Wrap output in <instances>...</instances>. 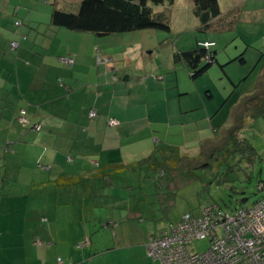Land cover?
Wrapping results in <instances>:
<instances>
[{"label": "rangeland", "instance_id": "rangeland-1", "mask_svg": "<svg viewBox=\"0 0 264 264\" xmlns=\"http://www.w3.org/2000/svg\"><path fill=\"white\" fill-rule=\"evenodd\" d=\"M13 1L11 4L9 0H0L1 95L8 94L14 86L15 89L18 87L15 85L18 68L22 74L23 94H27L33 84L36 88L42 87L43 83H47L46 88L48 83L52 86H63L72 77L83 82L87 78H95L99 67L102 71L107 66L119 71L121 78L125 72L130 74L131 80L136 83L142 78H152L155 82L149 83L156 85L150 84V88H158L161 92L155 94V97L166 95L170 100V107L172 104L174 106L171 111L162 112L160 115L154 113L150 117L151 120L162 122L158 129L160 136L155 138L164 144L167 154L176 158L185 152V149L179 147L185 144L194 145L192 141L199 143L203 139H218L221 130L229 129L232 126L231 115L235 103L257 91L264 76V0H219L220 9L225 14L237 6L234 8L233 17L229 16L223 21V32L201 29L193 5L188 0H180L176 6L170 8V13L165 14L170 31L145 29L106 36L53 27L50 22L51 15L45 14L35 0H23V3L20 0ZM39 2L45 5L48 3L52 12V4L56 0ZM58 7L66 12L76 13L80 1L59 0ZM240 7L244 10L242 16ZM18 8L19 11L14 12ZM154 9L158 13L161 8L155 6ZM7 12L8 17H5ZM234 20L236 24L231 28ZM33 23L37 27L31 31L29 27ZM207 40L213 43L211 50L216 52V61L208 71L193 80L188 66L184 62H177L175 55L197 49L198 45ZM13 42L19 44L18 51L11 49ZM239 56L244 58V63L238 59ZM65 58L74 59V65L71 67L63 62L62 59ZM145 88L142 86L144 93ZM15 91L18 92V89ZM46 92L40 91V94L45 98ZM7 98L3 100L0 97V115L4 112L3 118L7 120L8 132L12 131L11 135L14 136L8 141L13 144L10 153L16 152L13 150L14 143L23 142L25 145L24 149L21 143L18 146L21 157H26L28 162L21 173L33 172L30 161L40 157L45 148L48 151H65L62 149L64 145L74 141H68L69 136L74 133L69 129L73 127V122L79 124L84 111H64L65 106L61 105L62 111H52L53 115L49 119L53 124L50 127L47 121L49 111H34L36 116L33 114V120V111H30L27 120L31 124L26 127L18 120L20 101L9 95ZM45 100L39 99L34 103L25 101L22 107L27 109L26 104H31L33 109L34 105L44 104ZM156 104L158 102L150 103V106ZM159 109L165 111L159 106L152 111ZM134 112L146 111H131V115ZM39 123L43 125L41 132L33 130V126ZM177 124H185L186 132L185 129L180 131ZM241 136L248 139L258 150L259 156L252 162L255 168L247 166L249 160L242 153L244 149L236 150L232 145L228 147V151H221L222 158L217 155L201 157L200 168L180 173L176 179L168 172L167 181H171V189L162 186L167 181L159 178V170L153 169L152 162L141 165L137 171L128 172L121 179H116V184L120 185L118 188H131V204H136L135 210L144 214L145 227L151 234L159 235L164 228L177 223L184 214L200 216L202 209L209 205L217 204L231 213L241 205L244 206L241 201L243 198H249L245 204L248 206L261 195L256 185L260 170H264V119L250 120ZM78 138L80 139V135L76 134L75 139ZM52 142H55L56 147H52ZM155 143L153 138V144ZM71 156L78 157L76 151ZM159 160L164 161L165 158L159 157ZM253 169L254 180L250 182L248 180ZM18 171L17 165L9 166L10 175ZM245 179L247 180L244 181ZM246 187L247 195H244L242 190ZM124 191L128 192L127 189ZM159 193H165V200H172V203L167 207V203L160 205ZM120 197L125 199L124 196ZM196 246L199 251H203L207 242H197ZM102 248L99 247L98 251ZM96 261L102 262L103 257L96 258Z\"/></svg>", "mask_w": 264, "mask_h": 264}, {"label": "crops", "instance_id": "crops-1", "mask_svg": "<svg viewBox=\"0 0 264 264\" xmlns=\"http://www.w3.org/2000/svg\"><path fill=\"white\" fill-rule=\"evenodd\" d=\"M35 1L40 4L45 14L52 16L48 3L45 5L39 2L40 0ZM10 2L12 4L14 1L9 0ZM178 2L180 0L159 6L161 9L158 13H170V8ZM188 2L194 9L193 0ZM9 3L7 2V5ZM58 3L59 0H56V3L52 4L53 9ZM18 11L19 8L14 12ZM240 11L242 16V7ZM8 12L5 17H8ZM35 27L37 25L33 23L29 28L34 31ZM18 47L14 51H18ZM62 60L71 67L75 63L71 58ZM100 68L95 78H87L81 82L72 77L66 80L63 86H52L48 83L47 88V83H43L39 88L33 84L27 94H23L22 74L18 68L15 78V85L18 87L15 89L14 86L8 94H0L3 100H7L9 95L20 101L18 120L26 127L31 124L30 120H27L30 111H33L32 120L33 114L36 116L34 111H49V119L53 115L52 111H62L61 105L65 106L64 111H84L79 124L73 122V127L69 129L74 133L69 136L68 141H74L64 145L62 149L65 151L57 148L48 151L45 148L42 153L44 155L41 154L30 161L33 172L29 174L21 173L23 166L28 165L26 157H21V151L18 149L21 142L14 143L13 150L16 152L10 153L13 144L8 141L14 136L11 135L12 131L8 132L7 120L3 118L4 112H1L0 264H57L59 258L64 264H161L149 256L147 246L153 237L177 225L183 216L177 223L164 228L159 235L151 234L145 227L144 214L135 210L136 204H131V188L126 186L128 192L125 193L124 188H118L120 185L116 184V179H121L128 172L137 171V168L141 167L138 163L155 152V163H163L167 159L172 162L179 161L184 155L192 163L190 169H194L196 166L192 157L197 152L195 147L198 143L192 141L194 145L185 144L179 147L185 149V152L178 158L167 154L164 144L155 138L160 136L158 129L161 128L162 122L151 120L150 117L154 113L160 115L162 112L173 110L174 106L172 104L170 107L168 96L162 94L155 97V94L161 92L158 88H150V84H155L149 83L155 82L152 78H142L136 83L126 72L121 78L115 68L107 66L102 71ZM142 86L146 87V93L142 92ZM17 89L19 93L15 91ZM40 91H47L45 98ZM39 99L46 100L44 104L34 105L33 109L31 104L26 103L27 109L22 107L25 101L34 103ZM156 102L158 104L150 106V103ZM158 106L165 111H152ZM93 111L97 112L94 118L90 116ZM131 111L146 112H134L131 115ZM112 119L116 121V125H110ZM47 121L49 127L52 126V121ZM176 126L180 131L187 130L185 124V127L180 124ZM33 130L41 132L43 125L36 124ZM76 134L80 135V139H75ZM23 144L22 142L24 149ZM51 144L56 147L55 142ZM73 151H76L78 157L71 156ZM159 157L165 160L160 161ZM11 164L17 165L20 173L18 171L10 175ZM263 176L264 170L261 169L258 185L263 189L256 187L261 193L256 201L264 197ZM161 179L168 180L167 176ZM170 183L171 181H167L162 186L171 189ZM159 184L161 186V182ZM159 189L160 187L157 190ZM158 195L160 205L167 203V207L172 203V200H165V193ZM247 202L243 203L244 206ZM86 239L89 242L78 248ZM101 246L103 248L98 251ZM98 257H103V261H96Z\"/></svg>", "mask_w": 264, "mask_h": 264}, {"label": "trees", "instance_id": "trees-1", "mask_svg": "<svg viewBox=\"0 0 264 264\" xmlns=\"http://www.w3.org/2000/svg\"><path fill=\"white\" fill-rule=\"evenodd\" d=\"M78 1H80V7L76 13L66 12L60 9L56 4L51 16V24L58 28H65L77 32H88L98 36L145 29L170 31V26L166 20L167 18L165 14L155 12L154 7L162 6L166 3L173 4L176 0ZM193 3L194 14L200 21L201 29L205 31L223 32V21L229 16L233 17L235 12L234 10H229L226 14L223 13L220 9L219 0H193ZM231 24V28H233L236 24V20L231 22ZM211 49H206L205 47L198 45L197 49L178 52L175 55V58L177 62H184L188 66L190 76L195 80L208 71L216 61V52ZM238 59H240L242 63L245 62L242 56H239ZM231 118L232 126L229 129L221 130V136L218 139H203L195 147L197 152L194 153L192 161L195 164L196 169L200 168L201 157L209 158V156L214 157L216 155L220 157L221 151H228V147L232 145L237 148L236 150H238V148L244 149L242 153L249 160V165L247 166L255 168L253 163L256 161L257 156H259L258 150L253 144L248 142V139L243 138L241 133L245 130L250 120L264 119V76L257 91L246 95L235 103ZM201 142H204L205 144ZM199 147L201 148L198 151ZM156 160L157 157L155 152L153 155L140 161L138 164L143 166L146 163L152 162L151 166L153 169L159 170V178L167 176V179H169L168 172L172 178L174 177L173 179H176L178 174L185 173V171L189 172L191 170L190 167L192 163L184 155L178 159L179 161L175 162L167 159L163 163H155ZM260 172L258 177L259 180ZM253 174L255 175L254 169L252 171V176L248 181L252 182V180H254ZM246 180L247 179L244 181ZM259 180L256 185L258 188L260 187V185H258ZM246 189L247 187L242 190L244 191V195H247V191H245ZM248 200L249 198H243L241 201L242 203H246Z\"/></svg>", "mask_w": 264, "mask_h": 264}, {"label": "built area", "instance_id": "built-area-1", "mask_svg": "<svg viewBox=\"0 0 264 264\" xmlns=\"http://www.w3.org/2000/svg\"><path fill=\"white\" fill-rule=\"evenodd\" d=\"M18 46L12 44L13 49ZM200 46L211 49L213 43ZM90 116L96 117L97 112ZM197 242H207L206 249L199 251ZM147 250L161 264H264V197L231 213L214 204L203 208L200 216L184 214L177 225L153 237ZM57 264L64 262L59 258Z\"/></svg>", "mask_w": 264, "mask_h": 264}]
</instances>
